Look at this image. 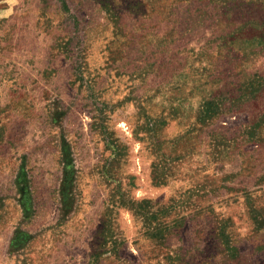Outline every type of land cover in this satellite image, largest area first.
Returning a JSON list of instances; mask_svg holds the SVG:
<instances>
[{"label": "rangeland", "instance_id": "obj_1", "mask_svg": "<svg viewBox=\"0 0 264 264\" xmlns=\"http://www.w3.org/2000/svg\"><path fill=\"white\" fill-rule=\"evenodd\" d=\"M0 264H264V0H0Z\"/></svg>", "mask_w": 264, "mask_h": 264}]
</instances>
